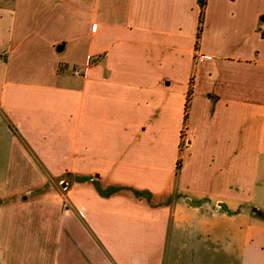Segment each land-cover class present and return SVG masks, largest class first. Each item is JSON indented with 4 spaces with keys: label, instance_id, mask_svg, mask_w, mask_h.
Segmentation results:
<instances>
[{
    "label": "crops",
    "instance_id": "1",
    "mask_svg": "<svg viewBox=\"0 0 264 264\" xmlns=\"http://www.w3.org/2000/svg\"><path fill=\"white\" fill-rule=\"evenodd\" d=\"M200 13L0 7V264H264V0H206L198 37ZM72 166L70 206L26 224L21 199Z\"/></svg>",
    "mask_w": 264,
    "mask_h": 264
},
{
    "label": "rangeland",
    "instance_id": "2",
    "mask_svg": "<svg viewBox=\"0 0 264 264\" xmlns=\"http://www.w3.org/2000/svg\"><path fill=\"white\" fill-rule=\"evenodd\" d=\"M15 0H0V7H8L11 6L14 3ZM20 3V7L22 10L26 9L29 3V0H18ZM184 145V142L182 143V147ZM60 178V177H59ZM53 178L52 181H46L43 183H36V188H34L30 192V198L28 197L24 200L21 199V205L26 206L27 204H30L31 206L36 207L35 213H33V210L31 211H23L21 214V218L27 217L25 221L26 224L38 222L39 218L44 220L46 216H51L56 218L58 215L59 208L70 206V203L66 201V194L69 190L75 189L76 186V166H72L69 168L68 171L63 173L62 178L60 179ZM27 184L29 189L32 188V183H22V185ZM26 188V190L28 189ZM47 190H50L52 193H48ZM27 191L23 192L24 194ZM27 202V203H26ZM44 207L49 208L50 212H53L50 215L47 213H41L44 209ZM54 223V220H52ZM249 218L247 215L239 216L236 219H227L223 220L221 223L223 224L222 227L218 228L216 231V234L212 233V240L220 242L222 240V243L224 242V239L229 238V241H240L243 237V234L241 233V226H246L249 223ZM38 227H41L38 223ZM40 230V228H39ZM227 232V235L225 234ZM226 235V236H225ZM225 236V238L223 237ZM220 256V255H219ZM221 257V256H220Z\"/></svg>",
    "mask_w": 264,
    "mask_h": 264
},
{
    "label": "trees",
    "instance_id": "3",
    "mask_svg": "<svg viewBox=\"0 0 264 264\" xmlns=\"http://www.w3.org/2000/svg\"><path fill=\"white\" fill-rule=\"evenodd\" d=\"M205 6H206V0H201V13H200V20H199V33H198V37H200V34H201V31H202V28H203V23H204V9H205ZM191 92L188 94L187 96V103H186V114H185V117H184V126L186 125L187 123V120H188V110H189V100H190V95ZM180 161H178V165H177V170L180 169Z\"/></svg>",
    "mask_w": 264,
    "mask_h": 264
},
{
    "label": "built area",
    "instance_id": "4",
    "mask_svg": "<svg viewBox=\"0 0 264 264\" xmlns=\"http://www.w3.org/2000/svg\"><path fill=\"white\" fill-rule=\"evenodd\" d=\"M90 60V58H89ZM91 61V60H90ZM90 64V63H89ZM88 66V65H87ZM74 75L83 77L85 75V71H82L81 69H75Z\"/></svg>",
    "mask_w": 264,
    "mask_h": 264
},
{
    "label": "water",
    "instance_id": "5",
    "mask_svg": "<svg viewBox=\"0 0 264 264\" xmlns=\"http://www.w3.org/2000/svg\"><path fill=\"white\" fill-rule=\"evenodd\" d=\"M64 50V45H59L58 46V51L59 52H62ZM190 203V202H189Z\"/></svg>",
    "mask_w": 264,
    "mask_h": 264
}]
</instances>
